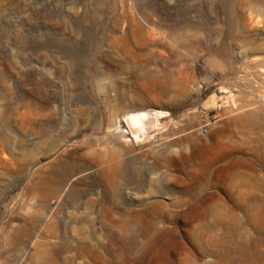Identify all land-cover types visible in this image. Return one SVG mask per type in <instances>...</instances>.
I'll return each mask as SVG.
<instances>
[{
    "label": "rangeland",
    "instance_id": "1",
    "mask_svg": "<svg viewBox=\"0 0 264 264\" xmlns=\"http://www.w3.org/2000/svg\"><path fill=\"white\" fill-rule=\"evenodd\" d=\"M0 264H264V0H0Z\"/></svg>",
    "mask_w": 264,
    "mask_h": 264
},
{
    "label": "built area",
    "instance_id": "2",
    "mask_svg": "<svg viewBox=\"0 0 264 264\" xmlns=\"http://www.w3.org/2000/svg\"><path fill=\"white\" fill-rule=\"evenodd\" d=\"M218 120V115L216 113H206L201 117L199 125L197 127L198 134L204 136L208 133L212 124Z\"/></svg>",
    "mask_w": 264,
    "mask_h": 264
},
{
    "label": "bare ground",
    "instance_id": "3",
    "mask_svg": "<svg viewBox=\"0 0 264 264\" xmlns=\"http://www.w3.org/2000/svg\"><path fill=\"white\" fill-rule=\"evenodd\" d=\"M137 36L138 37H141V32H138L137 33ZM133 118H137V115H133ZM200 145V144H199ZM208 149H219L220 150V148H218L215 144H214V142H212V143H210V144H205V143H203V144H201L200 146H198V148L196 149V150H198V151H206V150H208ZM193 153V152H192ZM205 153V152H204ZM184 156V155H183ZM175 160H176V158H175ZM232 196V195H231ZM256 255V254H255ZM228 263V262H227Z\"/></svg>",
    "mask_w": 264,
    "mask_h": 264
}]
</instances>
